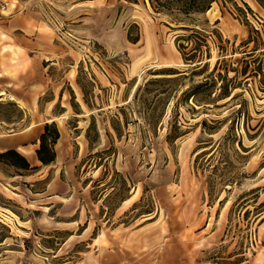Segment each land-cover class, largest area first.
<instances>
[{
	"label": "rangeland",
	"instance_id": "374dc122",
	"mask_svg": "<svg viewBox=\"0 0 264 264\" xmlns=\"http://www.w3.org/2000/svg\"><path fill=\"white\" fill-rule=\"evenodd\" d=\"M180 5L0 0V264H264V0Z\"/></svg>",
	"mask_w": 264,
	"mask_h": 264
},
{
	"label": "trees",
	"instance_id": "16d2710c",
	"mask_svg": "<svg viewBox=\"0 0 264 264\" xmlns=\"http://www.w3.org/2000/svg\"><path fill=\"white\" fill-rule=\"evenodd\" d=\"M153 4L157 2L159 7H167L173 2H181L180 9L185 14L190 13H203L207 12L214 1L217 0H150ZM236 87V86H235ZM228 88L226 86L221 87V91L219 96L228 97L230 94L228 93ZM89 127L88 131H91L92 125ZM53 128L54 134L49 135L48 132ZM60 139V131L58 130L55 123H47L44 128V132L40 136V147L36 150L37 158L43 165H49L55 161L56 153H55V145L57 141ZM0 158L8 159L13 166H16L25 170H38L39 167L32 166L28 159L22 155L16 149H9L4 153H0Z\"/></svg>",
	"mask_w": 264,
	"mask_h": 264
},
{
	"label": "crops",
	"instance_id": "0c3cea01",
	"mask_svg": "<svg viewBox=\"0 0 264 264\" xmlns=\"http://www.w3.org/2000/svg\"><path fill=\"white\" fill-rule=\"evenodd\" d=\"M17 47V46H16ZM2 44L0 45V96L4 100H14L17 103H21L25 100L26 95V68L27 63L25 61V55L27 54L25 47L18 46L14 48L18 58L16 61L11 62L8 57H4L5 54ZM2 98H0L1 100ZM25 103V102H23ZM21 132H15L11 134L9 141L11 144L5 147V150L22 148L19 145V140L24 138L20 135ZM42 134V133H41ZM40 134V136H41ZM20 138V139H18Z\"/></svg>",
	"mask_w": 264,
	"mask_h": 264
}]
</instances>
